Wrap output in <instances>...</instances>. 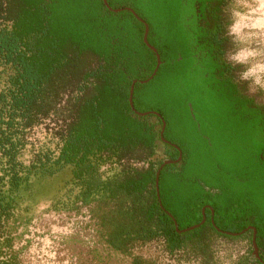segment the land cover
I'll return each mask as SVG.
<instances>
[{"label": "trees", "instance_id": "1", "mask_svg": "<svg viewBox=\"0 0 264 264\" xmlns=\"http://www.w3.org/2000/svg\"><path fill=\"white\" fill-rule=\"evenodd\" d=\"M227 1L106 0L112 9L130 8L147 26L160 65L140 84L155 58L130 13L108 12L101 0H0V249L9 247L7 225L30 177L70 167L82 202L100 194L104 242L129 264H148L129 247L155 240L168 257L197 264L218 263L217 242L245 240V253L230 264H264V114L239 95V68L225 58ZM70 81L76 112L56 155L36 152L25 166L27 130L49 115L59 118L52 98ZM130 88L134 111L160 120L129 110ZM178 151V167L163 165L155 189L158 167ZM111 160L119 171L104 178L100 167ZM201 212L204 222L184 231ZM248 227L257 259L251 230L220 233Z\"/></svg>", "mask_w": 264, "mask_h": 264}, {"label": "rangeland", "instance_id": "2", "mask_svg": "<svg viewBox=\"0 0 264 264\" xmlns=\"http://www.w3.org/2000/svg\"><path fill=\"white\" fill-rule=\"evenodd\" d=\"M223 8L225 25L228 16ZM111 8V7H110ZM232 49L228 38L226 54ZM225 54V58H226ZM235 79L247 91L252 101L264 109V93H250L246 82ZM4 79H0L2 86ZM74 82L57 87L52 98L55 109L61 110L57 118L49 115L39 125L27 130L26 145L20 160L28 166L32 155H56L59 136L75 116L72 107ZM139 113V112H138ZM151 123L155 122L150 118ZM121 165L137 167L139 163L122 160ZM117 161H105L100 172L108 177L118 173ZM28 190L19 197V208L7 225L9 247L1 248L0 260L4 264H129L130 257L108 247L98 227L97 202L100 194H92L84 202L80 200L79 188L71 179V168L64 167L51 177L31 176ZM247 242L219 241L214 250L217 264H230L246 251ZM132 256L140 257L148 264H197L192 259L179 256L168 257L162 251L161 240L145 244L134 243L129 247Z\"/></svg>", "mask_w": 264, "mask_h": 264}, {"label": "clouds", "instance_id": "3", "mask_svg": "<svg viewBox=\"0 0 264 264\" xmlns=\"http://www.w3.org/2000/svg\"><path fill=\"white\" fill-rule=\"evenodd\" d=\"M225 11L232 44L226 60L250 93H264V0H228Z\"/></svg>", "mask_w": 264, "mask_h": 264}, {"label": "water", "instance_id": "4", "mask_svg": "<svg viewBox=\"0 0 264 264\" xmlns=\"http://www.w3.org/2000/svg\"><path fill=\"white\" fill-rule=\"evenodd\" d=\"M101 3H102V5H103V7H104L108 12H111V13H118V12H120V11H122V10H123V11H126V12L130 13V14H131V15H132V16H133L138 22H140L141 24H143L142 43H143V45H144V46H145V47H146V48H147V49L153 54V56H154V58H155V67H154L152 73L148 76L147 79H145V80H140V81H138V83H140V84H144V83L150 81V80L153 78V76H154V74H155V72H156L158 66L160 65V61H159V57H158V55H157L155 49H154L153 47L149 46L148 43H147V41H146L147 26L144 24V22H143L141 19H139V18L135 15V13H134L130 8H116V9H112V8H110V7L108 6L106 0H101ZM131 91H132V88H130V91H129V98H128V106H129V110H130L135 116H137V117H143V116H146V115H151V116H153L154 118H156L157 120H160V119H159V115H158L157 113H155V112L138 113V112L134 111V109H133V107H132V103H131ZM160 124H161V127H160V131H159V136H161L162 131H163V129H164V122H163V121H160ZM160 141H161L162 143L165 142L161 137H160ZM173 147H174L175 149H177L176 146H173ZM177 150H178V149H177ZM180 158H181V154H180V152L178 151V156H177V159H176L175 161L166 160V161H163V162H162V164L158 167V170L156 171V174H155V179H154V186H155V189H156V186H157L158 172H159V170L162 168V166H163V165H169V164L176 163V162H178V161L180 160ZM201 215H202V219H201V221H200L198 224L192 225V226L186 228L184 231H191V230H194V229H196L199 225H201V224L204 222V217H203V213H202V212H201ZM211 224H212V222H211ZM248 230H251V231H252V234H251V241H250L251 254L253 255V257H254L255 259H257V249H256V246H255V244H254L255 231H254L253 228L248 227V228L242 230V231L239 232V233L220 232L219 230L216 229L217 232H220V233H222V234H224V235L232 236V237H234V236H239V235L245 233V232L248 231Z\"/></svg>", "mask_w": 264, "mask_h": 264}, {"label": "flooded vegetation", "instance_id": "5", "mask_svg": "<svg viewBox=\"0 0 264 264\" xmlns=\"http://www.w3.org/2000/svg\"><path fill=\"white\" fill-rule=\"evenodd\" d=\"M187 1H188V0H182V4H183V6H186V5H187ZM195 4H196V3H195ZM189 20H190V17L187 16V15H185V16H184V21H185V22H188ZM234 84H236V85L239 87V89H238L239 95H240L244 100H246L247 102H249L247 105L250 106V107H252V108L254 107V108H258V109H260V110L263 112V114H264V109H263L261 106L255 104V103L252 101V98L248 95L247 91H246V90L242 87V85H241V84L235 79V73H234ZM153 123H155V122H153ZM159 140H160V137H159ZM164 144H168V143L165 141ZM158 153H161V151L159 150ZM177 156H178V154H177ZM158 157H159V155H158ZM162 157L165 158V156H163V155H162ZM176 159H177V158H176ZM176 159H175V160H176ZM175 160H173V161H175ZM180 160H181V158H180ZM180 160H179L178 162H176V163L171 164V165H174L175 167H178V164H179ZM165 161H166V160H165ZM169 165H170V164H169Z\"/></svg>", "mask_w": 264, "mask_h": 264}]
</instances>
